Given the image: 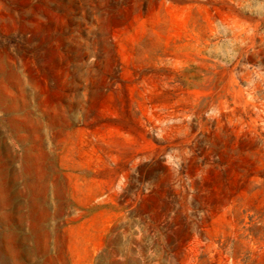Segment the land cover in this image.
Here are the masks:
<instances>
[{"label": "rangeland", "instance_id": "obj_1", "mask_svg": "<svg viewBox=\"0 0 264 264\" xmlns=\"http://www.w3.org/2000/svg\"><path fill=\"white\" fill-rule=\"evenodd\" d=\"M0 59V264H264V0H0Z\"/></svg>", "mask_w": 264, "mask_h": 264}, {"label": "bare ground", "instance_id": "obj_2", "mask_svg": "<svg viewBox=\"0 0 264 264\" xmlns=\"http://www.w3.org/2000/svg\"><path fill=\"white\" fill-rule=\"evenodd\" d=\"M23 14L25 15V11L23 12L22 11V13H21V16H20V18H22V16H23ZM19 17V16H18ZM7 54V53H6ZM11 59V58H10ZM4 61V60H3ZM10 67H12V66H10ZM7 69H8V67H7V65L5 64V63H3L2 62V60L0 59V74H3L4 72H6L7 71ZM21 82H22V80H21ZM25 88V87H24ZM22 92L23 93H21L22 95H25V94H29L28 93V91L26 90V88H25V90H22ZM4 98H5V96H3L1 93H0V106H2V105H5V102H4ZM27 104V103H26ZM26 114V113H25ZM6 156H8L9 157V159H7V160H5V157ZM6 156H4L3 157V160H2V165L0 166V169H7V168H9L10 167V161L12 160V158H11V156L12 155H6ZM7 180L6 181H3L2 183H0V187H3V189L4 188H6V189H8L9 190V192L12 190V188H14V182H15V180H14V178L11 180V183H10V186H9V183L7 184ZM44 189H42L41 190V192H39V193H33V195L35 196V197H37V196H39V194H41L42 195V197H43V202H44V197H45V193H46V185H44ZM0 190H2V189H0ZM35 192V191H34ZM7 215V214H6ZM3 216V215H2ZM19 223V222H18Z\"/></svg>", "mask_w": 264, "mask_h": 264}]
</instances>
